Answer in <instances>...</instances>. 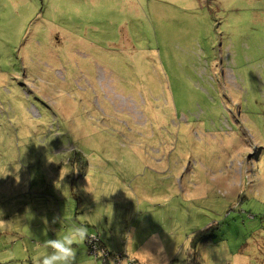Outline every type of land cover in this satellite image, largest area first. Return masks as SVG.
<instances>
[{"label":"rangeland","instance_id":"obj_1","mask_svg":"<svg viewBox=\"0 0 264 264\" xmlns=\"http://www.w3.org/2000/svg\"><path fill=\"white\" fill-rule=\"evenodd\" d=\"M6 173L0 264H264V0H0Z\"/></svg>","mask_w":264,"mask_h":264},{"label":"clouds","instance_id":"obj_2","mask_svg":"<svg viewBox=\"0 0 264 264\" xmlns=\"http://www.w3.org/2000/svg\"><path fill=\"white\" fill-rule=\"evenodd\" d=\"M58 219V217L54 218L53 222ZM88 236V228L86 226L74 225L64 235L56 239L46 240L44 247L51 251L37 256L34 264H76L77 251L74 245L83 244Z\"/></svg>","mask_w":264,"mask_h":264},{"label":"built area","instance_id":"obj_3","mask_svg":"<svg viewBox=\"0 0 264 264\" xmlns=\"http://www.w3.org/2000/svg\"><path fill=\"white\" fill-rule=\"evenodd\" d=\"M90 240L95 241L96 237H89ZM90 244V248L92 252L95 254V258L97 257L100 260V264H136L133 259H130L127 263L121 261V258L118 255L112 256L111 258L108 257V251L98 244L95 243ZM91 253V251L89 250Z\"/></svg>","mask_w":264,"mask_h":264},{"label":"trees","instance_id":"obj_4","mask_svg":"<svg viewBox=\"0 0 264 264\" xmlns=\"http://www.w3.org/2000/svg\"><path fill=\"white\" fill-rule=\"evenodd\" d=\"M200 236L203 237L204 235H202L200 233ZM89 240H87V241L89 242V244H91L93 240H91V241H89ZM93 243H95L96 245L98 244L99 246L104 247L108 251V257L109 258H111L112 256H115V255H118L121 258V261L124 262V263H127L130 259H133L134 262H136V264H138V261H137L136 258L134 259V258L126 257L123 252H117L114 249H111V250L107 249V246L101 240L99 241V239H96L95 241H93Z\"/></svg>","mask_w":264,"mask_h":264},{"label":"crops","instance_id":"obj_5","mask_svg":"<svg viewBox=\"0 0 264 264\" xmlns=\"http://www.w3.org/2000/svg\"><path fill=\"white\" fill-rule=\"evenodd\" d=\"M77 264H93V258H91V256H88V254L83 252L82 260L79 263L77 262Z\"/></svg>","mask_w":264,"mask_h":264}]
</instances>
